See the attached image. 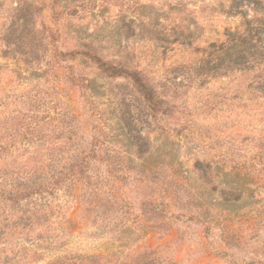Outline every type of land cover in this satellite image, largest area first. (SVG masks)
<instances>
[{"label":"rangeland","instance_id":"1","mask_svg":"<svg viewBox=\"0 0 264 264\" xmlns=\"http://www.w3.org/2000/svg\"><path fill=\"white\" fill-rule=\"evenodd\" d=\"M263 19L264 0H0V198L62 207L50 233L9 224L0 264H264V58L218 60ZM92 138L115 172L36 195Z\"/></svg>","mask_w":264,"mask_h":264},{"label":"trees","instance_id":"2","mask_svg":"<svg viewBox=\"0 0 264 264\" xmlns=\"http://www.w3.org/2000/svg\"><path fill=\"white\" fill-rule=\"evenodd\" d=\"M251 22L252 21H247V25L251 26ZM263 36L264 19L259 21L257 25L253 24L250 27L248 38L233 36L231 47L228 48L225 54H223L218 60H227V62H229L227 67H250L251 62L254 60L255 64H261L264 54L256 49L263 46ZM259 61L260 63H258ZM216 64L217 66L213 67L214 72H217V68L221 67L219 61H217ZM89 83L90 82L86 80L83 87L85 90L88 89ZM258 89L264 96V82L259 84ZM140 90L144 97L149 100L152 108L160 107L161 102L158 100L156 101V97L150 89L141 84ZM88 98L90 97L88 96L87 100ZM92 129L94 132L97 131L94 125L92 126ZM86 133L90 135L88 129H86ZM96 141L97 138H92L89 142L87 141V145L80 154L72 157L73 159L71 158L69 161H53L47 167H43L46 176L45 181H40V183L33 187L34 189L29 187L23 189H33L36 192V195H40V192L52 195L57 190L62 189L66 183H71L70 189H77V186L81 185L83 191L87 192L90 188L93 189L98 187L100 185L99 182H101L102 179L101 175H105V173H113L115 171L105 164L107 171L99 172L100 169L97 164H99L104 157L101 154L100 149L97 147ZM114 168H118L122 171L124 170L122 167L114 166ZM117 176H120L119 178L122 177L118 173H115L114 177L117 178ZM17 188L21 187L17 186ZM92 194L93 193H90L89 195ZM44 200H47V198L38 196L34 198V194L27 196L13 194L9 197L0 198V235H3L4 229L9 226V224L14 228L13 230L18 231L22 236H26L27 239L33 237V233H35L36 229L39 227L44 228L42 234L50 233V225L53 223V219L58 217V214H60L58 213V210L62 207L60 204L54 203L53 200ZM45 224L47 226H44ZM47 238L54 239L55 235L49 234Z\"/></svg>","mask_w":264,"mask_h":264}]
</instances>
